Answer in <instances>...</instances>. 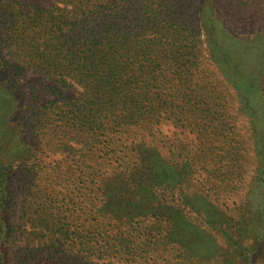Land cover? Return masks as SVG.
<instances>
[{
    "label": "rangeland",
    "instance_id": "1",
    "mask_svg": "<svg viewBox=\"0 0 264 264\" xmlns=\"http://www.w3.org/2000/svg\"><path fill=\"white\" fill-rule=\"evenodd\" d=\"M31 2L60 6L0 0L4 253L35 237L37 264H264V0H177L186 72L151 87L147 117L90 137L65 135L80 84L11 55Z\"/></svg>",
    "mask_w": 264,
    "mask_h": 264
},
{
    "label": "trees",
    "instance_id": "2",
    "mask_svg": "<svg viewBox=\"0 0 264 264\" xmlns=\"http://www.w3.org/2000/svg\"><path fill=\"white\" fill-rule=\"evenodd\" d=\"M58 2L56 11L31 2L19 16L23 33L12 28L16 34L9 50L13 57L24 46L28 63L61 80L70 76L82 87L77 97L66 100L70 127L65 135L73 130L90 137L104 121L147 117L154 101L151 87L167 80L172 71L186 72L182 62L189 61L184 60L188 53L174 40L192 37L185 33L183 21L194 16L178 10L177 0ZM246 20L245 12H236L234 23ZM4 233L1 227L0 243ZM20 247L14 256L0 247V264H37L42 244L33 237Z\"/></svg>",
    "mask_w": 264,
    "mask_h": 264
}]
</instances>
